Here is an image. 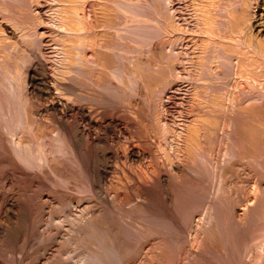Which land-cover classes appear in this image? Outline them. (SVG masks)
I'll return each mask as SVG.
<instances>
[{"label":"rangeland","instance_id":"rangeland-1","mask_svg":"<svg viewBox=\"0 0 264 264\" xmlns=\"http://www.w3.org/2000/svg\"><path fill=\"white\" fill-rule=\"evenodd\" d=\"M163 1L0 0V264H141L139 263L142 260L141 257L144 254H148V252L149 256L157 253L166 255V257L169 255L168 259L165 260L167 263L164 264H175L173 263L175 262L174 259L170 260L175 258L174 255L177 256L175 259L177 262L179 253L182 258L189 254L186 258V264H188L191 252L198 249L207 250L206 252L219 255V257L222 255L220 258L214 256L219 263L213 260L215 263L210 261L211 263L209 264H264V108H261L264 101L263 103L260 102L264 99L251 94L250 96L253 95L252 100H255L254 105V102H250L251 97L248 95L252 91L246 95L248 99L250 98L249 100L245 96L246 100L243 95L241 96L243 87L244 92H249L252 88L248 86V80L246 79H248L249 75L245 73L248 70L250 73V70L254 69L252 65L256 67L252 71H255L256 74V70L259 69L260 71L258 70L257 73H260L255 77V74L251 73L253 75L249 78L264 83V65H262L264 64L262 63L264 59L263 57L261 59L258 58L260 56L252 58L244 54L241 55V51L235 52V55L233 54L232 56L234 58L232 62H239L235 64L240 67H245L246 65L244 64L247 62L245 69L247 70L248 65H250L248 70L245 71L244 67L233 66L232 63L233 67L230 63L231 67L227 65L225 67L224 65L221 66L217 61L215 64L213 62L214 67L212 69H214V72L219 70L220 72L228 71L229 68L227 67H230L231 69L233 68L235 77L230 78L229 76V81L227 80L228 78L224 79L227 82L225 84H223L225 82L223 80V83L220 82L217 85L215 83V85L209 83L205 85L208 80V82H211L212 77L210 76L213 75L210 71H206V65H210L207 59L198 57V52L201 50L205 51L209 44L202 43L201 39L204 33L202 34V31L196 27L195 22H197V19H206L208 7H205V10L204 5L199 0L197 4H195L197 0H169L170 3L168 0ZM222 1L223 3H231L232 9H238L240 7L239 3H241L240 5L243 8L241 2L243 0H237V2L235 1L236 3L233 2L234 0ZM75 5H78V7ZM82 5L84 6L82 7ZM197 5L198 7L202 6V8L200 7L199 10L194 8ZM247 7L245 9L248 11L250 8ZM76 8H81V10L78 9V11ZM201 11H204V13L201 14ZM78 12H81V14H78ZM188 14L191 16L189 17ZM198 14L199 16H197ZM85 15L86 20L84 18ZM201 15H204V17ZM175 16L176 19H174ZM248 17L243 26L248 23ZM65 18H67V21ZM76 20L79 22L77 23ZM80 22H83L82 25H79ZM86 22H88V25ZM175 22H178L181 27ZM8 23L9 25L11 24L10 26L16 32L14 38L5 33L4 24L8 25ZM81 26L82 28H80ZM90 31L92 34H90ZM86 32H89V35ZM74 34L76 37H74ZM199 39L201 41H197ZM218 39H215L214 43H218ZM227 41H230V39L228 38ZM230 42L227 43L224 40L222 45L229 44L230 47L232 44ZM219 44L221 45V42ZM77 46L82 48L78 49ZM168 46L176 49L170 47L169 49ZM224 47L228 48V45ZM162 48H165V50H162ZM182 50L184 51L182 52ZM85 51L87 52L85 53ZM168 51L169 53H167ZM171 54H175L177 57ZM236 54L240 56H236ZM241 56H244V58L246 56L250 59L248 58L249 61L247 59L245 62V59L241 58ZM173 57L177 59L175 58L174 61ZM183 58L185 61H183ZM239 59L243 62L241 63ZM253 61L261 63L255 65V62L252 63ZM171 62L175 63L174 66ZM36 63L39 64L36 65L37 67L39 66L38 68L36 67V73L38 72L39 74H37L40 76L35 86L30 83L29 71L35 68ZM204 64L205 68L203 67ZM260 65L262 68H258ZM223 66L227 69H224ZM235 67L245 72L242 73V70L240 71L236 68V71L239 70L236 74ZM68 68L73 69L74 73L72 70V72L69 71ZM195 68H197V71ZM76 70L77 73H75ZM261 70L262 76L260 75ZM44 72H48L51 78L54 76L53 88L60 80L67 84L70 82L69 86L71 85L72 88H74L73 86L78 88H74L76 92L72 89V92H69L70 94H66L64 92L65 89L55 86L56 88L53 89V92L58 91V93L55 92L54 95L66 96L70 101L71 97L75 95L76 97L73 96L75 100L73 101L72 98V101L77 102L76 104L73 103L77 105L76 107L83 105L87 109H95L93 110L94 115L96 114V118H100L99 120H102L105 125L110 122L117 124L115 128L104 132L95 127L92 129V127L84 124L86 121L82 118V114L80 116L79 112H70L68 120H64V122L66 121L65 124L68 121L67 125L71 126V128H74L78 122L83 120V123L81 122L82 130L84 129L87 133L91 131L98 135L100 132L99 136L106 139V141L102 139V144L104 143L105 145L101 144L100 148L97 144H91L92 141L85 133L84 147L81 150L83 152L80 151L81 155L70 145L66 135H63L64 132L59 130L60 128L54 121L55 119H52L55 115L53 112H51L52 114L47 112L48 116L45 113L37 114L36 109L39 111L51 101L50 97H45L41 93L44 90L42 83H39V79ZM202 72L209 73V77ZM244 74L248 75L246 79L241 78ZM236 75L240 76L242 80ZM203 76L206 82H202ZM261 77L263 78L261 79ZM195 81H201L203 84L201 82L197 84ZM212 81L215 82L214 79ZM238 81L240 84L237 83ZM243 81L244 84H242ZM255 83H257L255 86H259V88L263 84L260 83L261 85H258L257 81ZM220 84L224 88L227 85L225 88L226 92L237 88V94L241 89L239 94L243 98H239L243 101H248L249 104L241 101L243 105L248 107L242 110H231L229 111L230 113L197 108V102L201 101L200 103L203 102L202 104L206 105L207 102L215 100L212 91L215 86L218 87ZM194 85L199 88L197 89ZM213 85L214 88H212ZM208 87L211 89L207 92ZM34 88L35 92L33 93ZM73 91L77 94H71ZM210 91L211 93H209ZM208 93L209 95H207ZM239 94L236 95L237 98L235 100H238ZM70 95L72 96L70 97ZM77 96L83 98L79 99ZM46 98H49L48 101ZM200 110H203V112ZM231 112L233 113L231 114ZM42 119L49 122L46 123ZM227 131L228 133H226ZM229 132L230 135H228ZM240 135L246 139L244 140ZM226 136L229 137L227 138ZM177 137L180 139L178 140ZM230 139H234L233 142ZM202 140L205 142L203 143ZM86 141L91 142L87 143ZM200 145L204 146H201V148ZM128 148L129 150L134 148L142 153L146 152L142 154L145 156L134 160L129 157ZM24 149L26 151L29 149L31 153L26 152ZM117 150H120V152L117 153ZM226 150L228 151L226 152ZM105 152L107 155L104 159H109V163L103 160L102 155ZM197 152L201 154L199 153L198 155ZM116 154H118V157ZM196 154L199 157H203V160L198 158ZM226 154H228V157ZM199 159L203 162H206L207 159L206 163L208 164L203 163ZM177 161L181 163L184 161L185 164H183L187 166L188 172L176 173L177 171L172 169V164ZM222 161L223 166L221 167ZM106 162L109 166V174L105 176L106 178L104 179L106 180H103L104 183L102 182L103 195H105L102 198V195L97 193L98 189L94 186V181L98 178L94 180L93 173L98 168H103ZM192 162L194 164L197 163L196 165L189 164ZM198 163H203L202 167L204 164L206 166L209 165V167L204 165V168H201L203 170L205 168L209 170L211 167L210 171H205L206 173L202 170L199 171L200 175L194 174L195 177H202L199 178L202 181L195 179L194 175H189V173H193L190 171V167L192 165L197 167ZM210 163H214L213 166ZM198 166H201V164ZM114 168L115 170H112ZM201 169L199 167L198 170ZM115 171L116 173H113ZM160 171L163 173L161 174ZM168 173L169 175H167ZM186 173L189 176H185L187 175ZM24 174H27V176ZM163 174L169 176L167 179H170H168L170 182L167 180L166 185H163L164 188L161 186L160 179H158L160 186L156 184L158 180L155 177ZM177 174L178 177L176 176ZM182 174L185 178L182 177ZM113 175L115 176L113 177ZM175 178H182L183 180L178 181H184L186 186L182 182L179 184ZM187 178L191 179L188 180ZM171 179H173V182ZM174 181L176 182L175 185ZM191 184L194 185L192 186ZM178 185L183 188L177 187ZM185 189L187 193H185ZM181 191H184L183 195ZM144 195H147V197ZM8 199L16 202V207L13 209L14 214L12 213V215L10 212V214L8 213L9 216L2 209L4 208L2 204H5ZM171 201L173 202L171 203ZM252 205L254 207H252L253 212L250 207ZM179 206L184 207L180 208ZM132 207H135V210ZM217 207L220 208L218 209ZM247 208L250 209L251 215L248 213ZM14 210L16 211L14 212ZM4 214L5 217L3 216ZM84 219H86L85 221L93 219L95 222L92 221V223L85 224ZM201 221L202 223L204 222L203 224L206 225V228L203 227L205 225ZM88 229L90 230L88 231ZM189 233L191 234L189 235ZM199 233L203 236H198ZM183 234L184 236H181ZM190 236L192 237L190 238ZM194 236L196 239H193L195 238ZM232 236L233 245L230 250L228 245H224L226 243L224 238ZM205 238H208L207 241ZM197 239L199 240L196 241ZM222 240L224 244H222ZM152 250L154 252L151 253ZM184 253L185 255H183ZM111 254L112 257H109ZM115 254H118L117 259L123 256L125 259L123 257L120 259L122 260L123 258L125 262H121L119 259V262H117L114 258L116 257L114 256ZM103 255L104 257H102ZM170 256L172 257L170 258ZM247 257H250L249 260ZM100 258L101 260H99ZM111 258L112 261L110 260ZM96 259L98 263L95 262ZM201 263L208 264L207 261L200 260L197 262V264ZM181 264H185V258Z\"/></svg>","mask_w":264,"mask_h":264},{"label":"bare ground","instance_id":"bare-ground-1","mask_svg":"<svg viewBox=\"0 0 264 264\" xmlns=\"http://www.w3.org/2000/svg\"><path fill=\"white\" fill-rule=\"evenodd\" d=\"M78 1V0H77ZM80 1V0H79ZM163 1V0H162ZM167 1V0H166ZM199 1H201V4L202 5H204V8L205 7H208V10H206V8H205V10L207 11V14H206V11H205V14L207 15V16H205V20H201V19H197V22H195V25H196V27L200 30V31H202V34L204 35V36H202V43H206V45H208L207 47H206V49H205V51H200V52H198V57H204L205 59H207V61H208V63L210 64V65H206V67L208 68V70H207V68H206V71L207 72H209L210 71V73L213 75V76H210V77H212V79H211V82H206L205 80H204V76H203V81L202 82H206V84L205 85H208V83L209 84H219L220 82H222L224 79H226V78H228L227 80L229 81L230 80V78L231 77H235V74L233 75V68L231 69L230 67L232 66V64H233V66L234 65H236L237 63H239V62H235V63H233L232 61H233V54L235 53V52H238V51H241V55L242 54H244V55H247V56H250V57H252V58H255V57H258V56H260V57H258V58H262L263 57V59H264V0H243V1H241L242 2V6H243V8L241 7V3H239L238 5L241 7V9H232V7H231V3H229V2H224L223 3V1L222 0H199ZM230 1H233V0H230ZM237 2V0H234L233 2ZM239 1V0H238ZM164 3H165V1H163ZM168 2H169V0H168ZM193 2V1H192ZM196 3L195 4H197L198 3V0L197 1H195ZM235 2V3H236ZM104 3V2H103ZM167 3V2H166ZM170 3V2H169ZM77 4V3H76ZM83 4H84V2H83ZM106 4V3H105ZM104 4V5H105ZM200 4V5H201ZM252 4H254L253 5V7H252ZM88 5H90V4H88ZM165 5V4H164ZM199 5V4H198ZM198 5H197V7H194V8H197L198 10H199V8L201 7L202 8V6H199L198 7ZM65 6V5H64ZM67 6V5H66ZM76 7H78V5H75ZM84 5H82V7H83ZM165 6H167V5H165ZM195 6V5H194ZM249 7L250 9L247 11L245 8L246 7ZM111 7V6H110ZM180 7V6H179ZM184 7V6H183ZM236 7V6H235ZM247 7V8H248ZM72 8V7H71ZM166 8V7H165ZM174 8V7H173ZM181 8V7H180ZM252 8V9H251ZM74 9V8H73ZM77 9V8H76ZM79 9V8H78ZM77 9V10H78ZM86 9V8H85ZM170 9V8H169ZM79 10H81V8L79 9ZM78 10V11H79ZM168 10V9H167ZM171 10H173V9H171ZM74 11H75V9H74ZM113 11V10H112ZM193 11V10H192ZM195 11V10H194ZM204 11H201V14H203L204 13ZM71 12H72V10H71ZM83 12V11H82ZM173 12V11H172ZM175 12V11H174ZM196 12H197V10H196ZM198 12H200V11H198ZM73 13H75V12H73ZM81 14V12H78V14ZM84 13V12H83ZM104 13V12H103ZM110 13V12H109ZM70 14V13H69ZM194 14H197V13H194ZM200 14V13H199ZM199 14L197 15V16H199ZM63 15V14H62ZM65 15V14H64ZM71 15H73V14H71ZM75 15V14H74ZM73 15V16H74ZM95 15V14H94ZM173 15V14H172ZM171 15V16H172ZM67 16H69L68 14H67ZM77 16V15H76ZM83 16V15H82ZM109 16H111V15H109ZM188 16L190 17L191 15H189L188 14ZM194 16H196V15H194ZM193 16V17H194ZM196 16V17H197ZM202 16V15H201ZM200 16V17H201ZM222 16V17H221ZM247 16H249L248 17V23L245 25V26H243L244 24H245V22H246V18H247ZM70 17V16H69ZM78 17H79V15H78ZM88 17V16H87ZM181 17V16H180ZM195 17V18H196ZM199 17V18H200ZM202 17H204V15L202 16ZM68 18V17H67ZM67 18H65L66 19V21H67ZM76 18V17H75ZM80 18H81V15H80ZM85 20L87 19L86 18V15H85ZM107 18V17H106ZM73 19V18H72ZM79 19V18H78ZM83 19V18H82ZM88 19H90V18H88ZM174 19H176V16H175V18ZM188 19V18H187ZM74 20V19H73ZM178 20V19H177ZM65 21V20H64ZM63 21V22H64ZM72 21V20H71ZM77 21V20H76ZM181 21V20H180ZM179 21V23H181ZM191 21V20H190ZM189 21V22H190ZM193 21V20H192ZM73 22V21H72ZM79 21H77V23H78ZM188 22V23H189ZM83 23V22H82ZM82 23L80 22L79 23V25H82ZM176 23V22H175ZM187 23V24H188ZM193 23V22H192ZM86 24L88 25V22H86ZM97 24H98V22H97ZM176 24H178V22L176 23ZM11 25V24H10ZM9 25V23H8V25L7 24H4V29H5V33H8L9 34V36H13V38L15 37V35H16V32L14 31V29L11 27ZM65 25V24H64ZM179 25V24H178ZM186 25V24H185ZM191 25V24H190ZM66 26V25H65ZM180 26V25H179ZM79 27V26H78ZM84 27H88V26H84ZM103 27V26H102ZM181 27V26H180ZM241 27H242V29H241ZM80 28H82V26L80 27ZM174 28V27H173ZM190 28V27H189ZM65 29V28H64ZM70 29V28H69ZM84 29V28H83ZM83 29H81V30H83ZM163 29V28H162ZM215 29H216V31H215ZM71 30V29H70ZM81 30H78V31H81ZM85 30V29H84ZM167 30V29H166ZM172 30V29H171ZM174 30V29H173ZM177 30H178V28H177ZM189 30V29H188ZM185 31H186V29H185ZM191 31V30H190ZM67 32V31H66ZM65 32V33H66ZM82 32V31H81ZM80 32V33H81ZM91 32V31H90ZM98 32V31H97ZM182 32V31H181ZM189 32V31H188ZM199 32V31H198ZM221 32V33H220ZM70 33V32H69ZM77 33H79V32H77ZM89 33V32H88ZM87 32H86V34H88ZM192 33V32H191ZM195 33V32H194ZM223 33V34H222ZM90 34H92V32L90 33ZM168 34V33H167ZM171 34V33H170ZM196 34H198V33H196ZM199 34H201V33H199ZM18 35V34H17ZM71 35H73L72 33H71ZM76 35H78V34H76ZM89 35V34H88ZM165 35V34H164ZM5 36H7V35H5ZM70 36V35H69ZM87 36V35H86ZM173 36V35H172ZM215 36H217V38H219L218 39V43H214V41H215V39H217V38H215ZM219 36V37H218ZM10 37V38H11ZM19 37V36H18ZM71 37V36H70ZM74 37H76L75 36V34H74ZM88 37V36H87ZM86 37V38H87ZM91 37H92V35H91ZM179 37V36H178ZM186 37V36H185ZM89 39H90V37H88ZM87 38V39H88ZM174 38V37H173ZM191 38V37H190ZM223 38H224V40L228 43V42H230V43H232L231 45H230V47H229V44H226V45H228V48H226V47H224V46H226V45H222V42H224V40H223ZM229 38L230 39V41H227V39ZM16 39H17V37H16ZM75 39V38H74ZM77 39V38H76ZM88 39V40H89ZM164 39V38H163ZM177 39V38H176ZM181 39V38H180ZM193 39V38H192ZM191 39V40H192ZM195 39V38H194ZM80 40V39H79ZM79 40H78V42H79ZM83 40V39H82ZM200 39L199 40H197V41H201ZM71 41V40H70ZM85 41V40H84ZM176 41V40H175ZM178 41V40H177ZM77 42V43H78ZM82 42V41H81ZM185 42V41H184ZM192 42V41H191ZM219 42H221V45L219 44ZM80 43V42H79ZM86 43V42H85ZM161 43V42H160ZM168 43H169V41H168ZM163 44V43H162ZM172 44V43H171ZM174 44V43H173ZM172 44V45H173ZM180 44V43H179ZM186 44H187V42H186ZM198 44V43H197ZM223 44H225V43H223ZM77 45V44H76ZM80 45V44H79ZM78 45V46H79ZM82 45H84V44H82ZM88 45V44H87ZM168 45V44H167ZM175 45V44H174ZM77 46V47H78ZM160 46V45H159ZM189 46V45H188ZM197 46V45H196ZM223 46V47H222ZM70 47V46H69ZM76 47V46H75ZM74 47V48H75ZM81 47V46H80ZM80 47H78V49L80 48ZM164 47V46H163ZM174 48V47H171V46H168V48ZM179 47V46H178ZM184 47H186L185 45H184ZM82 48V47H81ZM101 48V47H100ZM169 48V49H170ZM208 48V49H207ZM89 49V48H88ZM156 49V48H155ZM174 49H176V48H174ZM187 49V48H186ZM191 49V48H190ZM200 49V48H199ZM162 50H165V48L163 49L162 48ZM193 50V49H192ZM78 51V50H77ZM76 51V52H77ZM82 51V50H81ZM158 51V50H157ZM166 51H167V49H166ZM184 50H182V52H183ZM198 51V50H197ZM232 51H234L233 53H231ZM87 51H85V53H86ZM89 52V51H88ZM163 52V51H162ZM172 52V51H171ZM170 52V53H171ZM175 52V51H174ZM177 52V51H176ZM187 52V51H186ZM242 52H244V53H242ZM246 52V53H245ZM69 53V52H68ZM79 53L81 54V52L79 51ZM155 53H157V52H155ZM167 53H169V51L167 52ZM229 53H231V54H229ZM240 53V52H239ZM78 54V53H77ZM159 54V53H158ZM175 54H177V53H175ZM175 54H171V55H175ZM182 54V53H181ZM184 54V53H183ZM66 55V54H65ZM79 55V54H78ZM161 55V54H160ZM164 55H166L165 53H164ZM235 55V54H234ZM71 56V55H70ZM70 56H68L69 58H70ZM90 56V55H89ZM167 56V55H166ZM176 56V55H175ZM185 56V55H184ZM236 56H240V55H237L236 54ZM94 57V56H93ZM168 57V56H167ZM177 57V56H176ZM175 57V58H176ZM192 57V56H191ZM197 57V58H198ZM244 58V56H241V58ZM88 58V57H87ZM174 58V57H173ZM172 58V59H173ZM175 58H174V61H175ZM239 58V57H238ZM249 57H246L245 56V62L247 61V59H248ZM71 59H72V57H71ZM76 59V58H75ZM85 59V58H84ZM170 59V58H169ZM168 59V60H169ZM177 59V58H176ZM192 59V58H191ZM250 59V58H249ZM249 59H248V61H249ZM257 59V58H256ZM263 59H262V61H263ZM79 61H80V59H79ZM78 61V62H79ZM96 61V60H95ZM173 61V62H174ZM181 61H182V59H181ZM183 61H185V59L183 58ZM199 61H200V59H199ZM203 61H204V59H203ZM207 61H205V63H207ZM218 62L219 64H221V66L222 65H224L225 67H226V65L227 66H230V67H227V68H229L228 69V71L226 70H224V71H221L220 72V70L219 71H215L214 72V69H212V67H214L213 66V62H214V64H215V62ZM236 61H238V59H236ZM239 61H241V59H239ZM251 61H252V59H251ZM258 61H259V59H258ZM77 62V61H76ZM81 62V61H80ZM159 62V61H158ZM164 62V61H163ZM169 62V61H168ZM243 61H241V63H242ZM255 62V63H254ZM40 63V62H39ZM86 63H88V62H86ZM172 63V62H171ZM183 63V62H182ZM181 63V64H182ZM187 63V62H186ZM198 63V62H197ZM229 63H230V65H229ZM232 63V64H231ZM250 63V62H249ZM248 63V64H249ZM252 63H254L255 65L257 64V65H259L260 63H258V62H256V61H253ZM262 63H264V62H262ZM83 64V63H82ZM166 64V63H165ZM173 64V63H172ZM175 64V63H174ZM174 64H173V66H174ZM180 64V65H181ZM36 65H39L38 63H36L35 64V68H33V69H31L29 72V75H30V83L32 84V85H35V83L38 81V78H39V76H38V74L36 73ZM74 65V64H73ZM90 65V64H89ZM161 65V64H160ZM243 65V64H242ZM244 65H246L245 67H247V62L244 64ZM262 65H264V64H262ZM76 66V65H75ZM78 66V65H77ZM79 66H80V64H79ZM167 66V65H166ZM178 66V65H177ZM183 66H184V64H183ZM193 66V65H192ZM196 66V65H195ZM220 66V65H219ZM223 66V68L224 69H227V68H225ZM232 66V67H233ZM236 66H238V65H236ZM249 66L250 65H248V68H249ZM39 67V66H38ZM37 67V68H38ZM44 67V66H43ZM65 67V66H64ZM176 67V66H175ZM198 67H199V65H198ZM201 67V66H200ZM203 67L205 68V64L203 65ZM238 67H240V66H238ZM238 67H235V72H236V74H237V72L240 70ZM242 68L244 67V66H241ZM240 67V68H241ZM245 67L243 68L245 71H247L248 70V68H247V70L245 69ZM252 67H254V69H256V67L254 66V65H252ZM252 67H251V69H252ZM204 68H202L203 70H205ZM236 68L237 69H239L238 71H236ZM258 68H262V66L260 65ZM29 69V68H28ZM42 69V68H41ZM40 69V70H41ZM66 69V68H65ZM69 69V68H68ZM78 69V68H77ZM89 69V68H88ZM166 69V68H165ZM177 69V68H176ZM181 69V68H180ZM197 68H195V70H196ZM216 69V68H215ZM220 69H221V67H220ZM254 69H252V70H254ZM39 70V69H38ZM73 71V69H69V71ZM161 70V69H160ZM200 70V69H199ZM223 70V69H222ZM242 70V69H241ZM240 70V71H241ZM252 70H250L251 72L249 73L248 71L247 72H245L246 74L248 73V75H249V77H251L253 74H251V73H254L255 74V71H252ZM259 70V69H258ZM258 70H256V74L254 75V77L256 76V75H258V73H260V72H258L257 73V71ZM42 71H44V70H42ZM66 71H67V69H66ZM71 71V72H72ZM79 71V70H78ZM183 71H184V69H183ZM197 71V70H196ZM260 71V70H259ZM79 72H81V71H79ZM78 72V73H79ZM187 72V71H186ZM192 72V71H191ZM207 72H204L205 73V76L207 75L208 77H209V73H207ZM243 72V70H242V73H244ZM42 73V72H41ZM69 73V72H68ZM73 73H74V71H73ZM72 73V74H73ZM75 73H77V70H76V72ZM163 73V72H162ZM201 73V72H200ZM199 73V74H200ZM203 73V72H202ZM203 73V74H204ZM242 73H240V74H242ZM264 73V72H263ZM64 74V73H63ZM71 74V73H70ZM186 74V73H185ZM188 74H191V73H188ZM251 74V75H250ZM74 75V74H73ZM72 75V77H74ZM193 75V74H192ZM248 75H243V76H245V77H241V78H245L246 79V77L248 76ZM261 76H262V70H261V74H260ZM64 76V75H63ZM76 76V75H75ZM179 76H181V75H179ZM186 76V75H185ZM199 76V75H198ZM227 76V77H226ZM229 76H230V78H229ZM54 77V76H53ZM51 78L50 77V75H48V72H44L42 75H41V77H40V79H39V83H42L41 85H43V92H41V93H43L44 94V96L46 97H50L51 98V101H50V103L48 104V105H45V107L44 108H42V109H40L39 111H37V109H36V112H37V114H42V113H47V112H53L55 115H54V117L52 118V119H55L54 121H56V123L58 124V127L60 128L59 130H62V132H64L63 133V135L65 134L66 135V137H67V139L69 140V143H70V145L74 148V150L75 151H77L78 153H81V152H83V151H81L82 150V148L84 147L83 146V144H84V139H85V133L89 136V138H90V140L92 141H90L91 142V144H97L99 147L101 146V144H102V139H103V137L101 138L99 135H100V132H99V135L98 134H95V133H92L91 131H89L88 133L87 132H85V130L83 129L82 130V128H81V122L83 121V120H81V122H78L77 124H76V126L74 127V128H71V126H68L67 125V123H68V121H67V123L65 124V122H64V120H68V116H69V114H70V112H79V114H80V116H81V114H82V118H84V120L86 121L84 124H86V125H88L89 127H92V129L95 127V128H98V129H101V130H103V132L105 131V130H109V129H113V128H115L116 126H117V124H113V122H110L109 124H107V125H105L104 124V122H102V120H99L100 118H96V114L94 115V111L93 110H95V109H91V108H85L83 105H81V107H79V105H78V107H76L77 105H74L73 103H75V102H73L75 99V95H73V96H75L74 98H73V96L72 95H70V97H71V101H72V98H73V101H72V103H71V101H70V99H68L66 96H63V95H60L59 94V96H58V94L57 95H54V93L56 92L55 90V92H53V89L54 88H56V87H61V89H65L64 90V92L67 94H70L69 92H72V89H74L75 88V86H73L74 88H72V86H71V88H70V86H69V83L67 84L66 82H63V81H59L55 86H54V88H53V80H54V78ZM79 77V76H78ZM178 77V76H177ZM200 77V76H199ZM198 77V78H199ZM214 77V78H213ZM225 77V78H224ZM236 77H239L240 78V76H237L236 75ZM248 77V79H246V80H248L247 81V83H248V86H250V88H251V90H249V92H247V91H243V89H244V87H243V89H242V93H241V96L243 95V97L245 96L246 97V99H248L247 97L248 96H246L248 93H250L251 91V93L250 94H248L249 95V97H251V99H250V102L252 101V103L255 101L254 99L252 100V96H250L251 94H255V95H257V97L258 98H263L264 99V83L262 84L261 82H259L258 80H254V79H251V78H249ZM253 77V78H254ZM260 77V76H259ZM264 77V76H263ZM263 77H261V79L263 78ZM77 78V77H76ZM166 78V77H165ZM175 78V77H174ZM182 78V77H181ZM194 78V77H193ZM219 80H217V79ZM240 78V79H241ZM62 79V78H61ZM63 79H65V78H63ZM180 79V78H179ZM188 79H190V78H188ZM207 79H210V78H207ZM206 79V80H207ZM214 79V81L215 80H217L218 81V83H217V81H215V82H213L212 80ZM220 79H222L221 81H220ZM239 79V80H240ZM258 79V78H257ZM66 80H68V78H66ZM182 80V79H181ZM193 80V79H192ZM191 80V81H192ZM200 80H202V78H200ZM237 80V79H236ZM236 80H235V83H236ZM242 80V79H241ZM244 80V79H243ZM260 80V79H259ZM76 81V80H75ZM184 81V80H183ZM185 81H186V79H185ZM190 81V82H191ZM225 82L223 83V84H225V83H227L226 82V80H224ZM257 81L258 82V85H263V87H262V85H261V87L259 88V86L258 87H256L255 86V84H257V83H255V82ZM264 81V80H263ZM56 82V81H55ZM77 82V81H76ZM180 82V81H179ZM197 81H195V83H196ZM198 82H201V81H198ZM197 82V84H200V83H198ZM201 82V83H202ZM38 83V82H37ZM175 83V82H174ZM194 83V82H193ZM238 84H240V82L238 81L237 82ZM247 83H246V85H247ZM261 83V84H260ZM72 84V83H71ZM190 84H192V83H190ZM203 84V83H202ZM201 84V85H202ZM214 84V85H215ZM230 84V83H229ZM242 84H244V81L242 82ZM178 85V84H177ZM200 85V86H201ZM214 85H213V87L212 88H214ZM235 85V84H234ZM233 85V86H234ZM237 85V84H236ZM36 86V85H35ZM195 86V85H194ZM197 86H199V85H197ZM204 86V85H203ZM230 86V85H229ZM228 86V87H229ZM239 86H242V85H239ZM32 87V86H31ZM196 87V86H195ZM205 87H207V86H205ZM205 87H204V89H205ZM209 87H211L210 85H209ZM208 87V88H209ZM226 87H227V85H226ZM225 87V88H226ZM231 87V86H230ZM236 87V86H235ZM246 88H249V87H247V86H245ZM77 88V87H76ZM75 88V89H76ZM173 88V87H172ZM197 89L199 88V87H196ZM225 88L224 87H222V85L220 84V85H218V87L217 86H215V89L212 91L213 92V97L215 98V100L214 101H212V102H207V104L206 105H204V104H202V103H200V102H197V108H202V109H205V108H207V109H210V110H220V111H224L223 113H225V112H229V111H231V110H233V111H235V110H237V109H246L248 106H245V105H243V103L241 102V101H243L241 98H243V97H241L240 96V91H241V89H240V91H239V93H237V94H239V96H238V100H235L237 97H236V89L237 88H233V90H229V92H226L225 91ZM240 88V87H239ZM38 89V88H37ZM74 89V91L76 92V90ZM78 89V88H77ZM195 89V88H194ZM211 88H209L208 90H207V92L210 90ZM228 89V88H227ZM32 90V89H31ZM62 90V91H63ZM200 90V89H199ZM257 91V92H255V91ZM68 91V92H67ZM73 91V93H71V94H77V93H75ZM215 91V92H214ZM228 91V90H227ZM33 93L35 92V88H34V91H32ZM63 92V93H64ZM177 92V91H176ZM38 93V92H37ZM56 93H58V91L56 92ZM60 93V92H59ZM62 93V94H63ZM197 93H198V91H197ZM204 93H206V92H204ZM209 93H211V91L209 92ZM209 93L207 94V95H209ZM193 94V93H192ZM65 95V94H64ZM202 95V94H201ZM203 95H205V94H203ZM81 96V95H80ZM80 96H77L78 98L80 97ZM82 96H84V95H82ZM193 96V95H192ZM200 96V95H199ZM206 96V95H205ZM205 96H203L204 98H205ZM86 97V96H85ZM84 97V98H85ZM207 97V96H206ZM239 97H241V98H239ZM245 97H244V99H245ZM81 98H83V97H81ZM81 98H79V99H81ZM93 98V97H92ZM201 98H202V96H201ZM207 98H209V97H207ZM254 98H255V96H254ZM47 99V98H46ZM49 99V98H48ZM48 99H47V101H48ZM77 99V98H76ZM241 99V100H240ZM245 99V100H246ZM248 99V100H249ZM43 100V99H42ZM95 100V99H94ZM209 100V99H208ZM262 100V99H261ZM190 101V100H189ZM192 101V100H191ZM196 101V100H195ZM206 101V100H205ZM260 101V100H259ZM263 101L264 100H262V101H260L261 103H263ZM46 102V101H45ZM82 102V101H81ZM194 102V101H193ZM243 102H247V103H245V104H249L248 103V101H243ZM257 102V101H256ZM77 103V102H76ZM75 103V104H76ZM184 104V103H183ZM193 104H195V103H193ZM192 104V105H193ZM91 105V104H90ZM254 105H255V102H254ZM33 106V105H32ZM43 106V105H42ZM83 106V107H82ZM38 107V106H37ZM194 107V106H193ZM250 107V106H249ZM254 107V106H253ZM95 108V107H94ZM261 108L263 109L264 108V104H262L261 105ZM169 109V108H168ZM193 109V108H192ZM163 110V109H162ZM253 110V109H252ZM105 111V110H104ZM201 111V110H200ZM59 112H60V115H59ZM100 112V111H99ZM192 112V111H191ZM201 112H203V110L201 111ZM205 112V111H204ZM95 113H96V111H95ZM230 113V112H229ZM233 112H231V114H232ZM235 113V112H234ZM257 113H259V112H257ZM52 114V113H51ZM99 115H100V113H98ZM207 114V113H206ZM222 114V113H221ZM253 114V113H252ZM32 115H34L33 113H32ZM47 115V114H46ZM166 115V114H165ZM241 115V114H240ZM25 116V115H24ZM48 116V115H47ZM51 116V115H50ZM199 116V115H198ZM224 116V115H223ZM237 116H239V115H237ZM35 117V116H34ZM52 117V116H51ZM50 117V118H51ZM168 117V116H167ZM228 117V116H227ZM235 117H236V115H235ZM243 117V116H242ZM241 117V118H242ZM245 117V116H244ZM247 117V116H246ZM43 118H45L44 116H43ZM49 118V119H50ZM102 118V117H101ZM106 118V117H105ZM192 118V117H191ZM194 118V117H193ZM213 118V117H212ZM234 118V117H233ZM239 118V117H238ZM237 118V119H238ZM35 119V118H34ZM38 119V118H37ZM81 119V118H80ZM103 119V118H102ZM167 119V118H166ZM236 119V118H235ZM240 119V118H239ZM42 120H44V119H42ZM104 120V119H103ZM231 120V119H230ZM233 120V119H232ZM41 121V120H40ZM45 121V120H44ZM79 121V120H78ZM259 121V120H258ZM46 122V121H45ZM44 122V123H45ZM47 122H49V121H47ZM46 122V123H47ZM107 122V121H106ZM117 122V121H116ZM187 122V121H186ZM204 122V121H203ZM228 122V121H227ZM239 122H241V121H239ZM76 123V122H75ZM83 123V122H82ZM115 123V122H114ZM184 123V122H183ZM190 123V122H189ZM226 123V122H225ZM235 123V122H234ZM119 124V123H118ZM186 124V123H185ZM230 124V123H229ZM23 125V124H22ZM25 125V124H24ZM49 125V124H48ZM164 125V124H163ZM194 125V124H193ZM196 125V124H195ZM202 125V124H201ZM239 125V124H238ZM238 125H237V127H238ZM245 125V124H244ZM186 126V125H185ZM224 126H226V125H224ZM228 126V125H227ZM234 126V125H233ZM43 127V126H42ZM56 127V126H55ZM54 127V128H55ZM192 127V126H191ZM232 127V126H231ZM226 128V127H225ZM250 128V127H249ZM117 129V128H116ZM191 129V128H190ZM251 129H253V128H251ZM256 129V128H255ZM200 130H201V128H200ZM228 130H229V128H228ZM232 130H233V128H232ZM84 131V132H83ZM95 131V130H94ZM183 131V130H182ZM181 131V132H182ZM230 131V130H229ZM54 132V131H53ZM108 132V131H107ZM180 132V131H179ZM245 132V131H244ZM190 133V132H189ZM201 133V132H200ZM226 133H228V131L226 132ZM105 134V133H104ZM177 135H179L178 133H176ZM181 134V133H180ZM184 134V133H183ZM192 134V133H191ZM202 134V133H201ZM232 134V133H231ZM256 134V133H255ZM17 135V134H16ZM228 135H230V132H229V134ZM22 136V135H21ZM101 136H103V135H101ZM185 136V135H184ZM201 136V135H200ZM232 136H233V134H232ZM241 136V135H240ZM15 137V136H14ZM24 137V136H23ZM105 137V136H104ZM181 137V136H180ZM182 137H183V135H182ZM227 137V136H226ZM229 137V136H228ZM227 137V138H228ZM242 137V136H241ZM250 137V136H249ZM13 138V137H12ZM19 138V137H18ZM18 138H16L17 140H18ZM27 138V137H26ZM173 138V137H172ZM178 138V137H177ZM243 138V137H242ZM31 139V138H30ZM58 139V138H57ZM86 139H88L87 137H86ZM105 139V138H104ZM103 139V140H104ZM180 138H178V140H179ZM182 139H184V138H182ZM200 139V138H199ZM206 139V138H205ZM244 139V138H243ZM246 139V138H245ZM244 139V140H245ZM21 140V139H20ZM28 140V139H27ZM26 140V141H27ZM59 140H60V138H59ZM61 140H62V138H61ZM89 140V139H88ZM130 140V139H129ZM232 142H233V140L232 139H230ZM249 140V139H248ZM105 141H106V139H105ZM127 141V140H126ZM169 141H171V140H169ZM199 141V140H198ZM227 141H228V139H227ZM230 141V142H231ZM253 141V140H252ZM17 142H19V141H17ZM87 142V141H86ZM89 142V141H88ZM87 142V143H88ZM89 142V143H90ZM130 142V141H129ZM202 142H203V140H202ZM205 142V141H204ZM203 142V143H204ZM231 142V143H232ZM14 143V142H13ZM28 143V142H27ZM124 143V142H123ZM131 143V142H130ZM174 143V142H173ZM199 143H200V141H199ZM263 143V142H262ZM24 144H26V143H24ZM23 144V146L24 147H26L25 145ZM21 145H22V143H21ZM29 145V144H28ZM28 145H27V147H28ZM68 145V144H67ZM96 145V146H97ZM102 145H105L104 143L102 144ZM131 145V144H130ZM173 145V144H172ZM230 145H232V144H230ZM14 146V145H13ZM17 146V145H16ZM15 146V147H16ZM127 146V145H126ZM203 147L204 145H200V147ZM18 147V146H17ZM20 147V146H19ZM72 147H71V149H72ZM90 147V146H89ZM133 147V146H132ZM183 147V146H182ZM191 147V146H190ZM201 147V148H202ZM232 147V146H231ZM230 147V148H231ZM234 147V146H233ZM30 148V147H29ZM101 148V147H100ZM99 148V149H100ZM103 148H105V147H103ZM177 148H178V145H177ZM247 148V147H246ZM245 148V149H246ZM98 149V148H97ZM193 150H194V148H192ZM251 149V148H250ZM20 150V149H19ZM25 151H26V149H24ZM63 150V149H62ZM101 150H104V149H101ZM128 150H129V148H128ZM21 151V150H20ZM27 151L28 152H30V150L29 149H27ZM26 151V152H27ZM73 151V150H72ZM81 151V152H80ZM183 151H185V150H183ZM182 151V152H183ZM195 151V150H194ZM228 150H226V152H227ZM235 151V150H234ZM252 151V150H251ZM33 152V151H32ZM118 152H120V150L118 151L117 150V153ZM220 152V151H219ZM248 152H250V151H248ZM23 153H24V151H23ZM31 153V152H30ZM103 153V152H102ZM122 153V152H121ZM146 153V152H145ZM145 153H142V152H140V151H138V150H136V149H134V148H132V149H130L129 150V157L130 158H132V159H140V157L141 156H145V155H142V154H145ZM179 153H181V152H179ZM196 153V152H195ZM198 153V152H197ZM200 153V152H199ZM199 153H198V155H199ZM224 153H225V151H224ZM229 153H230V151H229ZM235 153V152H234ZM29 154V153H28ZM126 154V153H125ZM201 154V153H200ZM217 154H219V153H217ZM80 155V154H79ZM78 155V156H79ZM81 155H82V153H81ZM104 155V156H103ZM102 155V157H103V160H106V159H104L105 157H106V152H105V154H103ZM114 155V154H113ZM183 155V154H182ZM197 155V154H196ZM197 155V156H198ZM223 155V154H222ZM227 155V157H228V154H226ZM226 155H224V156H226ZM234 155V154H233ZM251 155V154H250ZM77 156V155H76ZM101 156V155H100ZM116 156L118 157V154H116ZM178 156V155H177ZM180 156V155H179ZM184 156V155H183ZM231 156H232V154H231ZM26 157V156H25ZM123 157V156H122ZM128 157V158H129ZM169 157H172V156H169ZM176 157V156H175ZM182 157V156H181ZM217 157V156H216ZM253 157V156H252ZM116 158V157H115ZM120 158H121V156H120ZM129 158V159H130ZM144 158V157H143ZM143 158H141V160H143ZM198 158H200V159H202L203 160V157H199L198 156ZM26 159V158H25ZM173 159V158H172ZM199 159V160H200ZM230 159V158H229ZM109 159H107L106 161H108ZM174 160V159H173ZM175 160H176V158H175ZM202 160H200V161H202ZM205 160V159H204ZM181 161V160H180ZM188 161V160H187ZM200 161H198V162H200ZM216 161V160H215ZM136 162V161H135ZM191 162V161H190ZM203 162V161H202ZM206 162H207V159H206ZM205 161L203 162V163H205V164H208V163H206ZM210 162V161H209ZM247 162V161H246ZM30 163V162H29ZM83 163V162H82ZM108 163H109V161H108ZM107 162H106V164L104 165V167L102 168H98L96 171H95V173H93L94 174V180H95V178H98L97 180H95L94 181V186H95V188H97L98 189V191H97V193L98 194H101L102 195V198L103 197H105V195H103V186H102V184L104 183V181L106 180V179H104V178H106L105 176L107 175L108 176V168H109V166L107 165L108 164ZM183 163H184V161H183ZM183 163H181V162H179V161H177V162H175L174 164H172V169L174 170V171H177L176 173H184L185 171L186 172H188V168H187V166H185ZM197 163V162H196ZM196 163L194 164L193 162L192 163H189V164H194V165H196ZM203 163H198V165L199 164H201V166H198L197 165V167H198V169H199V167H200V169L201 168H204V165H203V167H202V164ZM217 163V162H216ZM115 164V163H114ZM159 164V163H158ZM210 164H212V163H210ZM214 164V163H213ZM213 164L211 165V166H213ZM220 164H221V162H220ZM28 165H31V164H28ZM113 165V164H112ZM170 165V164H169ZM194 165H192V167H193V169H192V167H190L189 169H190V171H192L193 173H189V175H194V174H199V171H202L203 169H201V170H198L197 169V167L196 166H194ZM216 165V164H215ZM214 165V166H215ZM243 165V164H242ZM114 166V165H113ZM164 166V165H163ZM208 167H209V165H207ZM206 165H205V167H207ZM221 167L223 166V161H222V165H220ZM219 166V167H220ZM168 167H170V166H168ZM195 167V168H194ZM250 167V166H249ZM116 168V167H115ZM115 168L114 169H112V170H115ZM158 168H159V166H158ZM161 168V167H160ZM218 168V167H217ZM253 168V167H252ZM118 169V168H117ZM126 169V168H125ZM162 169V168H161ZM170 169H171V167H170ZM210 169H211V167H210ZM210 169L208 170V168L206 169L205 168V170H203V172H205L206 170H208V171H210ZM242 169H243V167H242ZM250 169V168H249ZM25 170V169H24ZM128 170V169H127ZM164 170V169H163ZM173 170H172V172H173ZM216 170V169H215ZM222 170V169H221ZM221 170H220V172H221ZM223 171V170H222ZM26 172V171H25ZM129 172V171H128ZM167 172V171H166ZM215 172V171H214ZM246 172V171H245ZM28 173V172H27ZM111 173V172H110ZM113 173H116V171L115 172H113ZM123 173V172H122ZM157 173H158V171H157ZM160 173H161V171H160ZM163 173V172H162ZM161 173V174H162ZM206 173V172H205ZM207 173H209V172H207ZM178 174L176 175L177 177H178ZM187 174V173H186ZM204 174V173H203ZM203 174H201V175H203ZM216 174V173H215ZM20 175V174H19ZM25 175V174H24ZM160 175V174H159ZM167 175H169V173L167 174ZM188 174L187 175H185V176H189ZM196 175V176H197ZM200 175V174H199ZM206 175V174H205ZM22 176V175H21ZM25 176H27V174L25 175ZM29 176V175H28ZM115 175H113V177H114ZM219 176H221V175H219ZM156 177V179L158 180V179H160V182L162 183V188H164L163 187V185L165 184V183H167L169 180L167 179V177H169V176H166V175H161V176H159V177H157V176H155ZM161 177V178H160ZM174 177H175V175H174ZM181 177V176H180ZM182 177L183 178H185L184 177V175L182 174ZM193 177H195V175L193 176ZM203 177H205V176H203ZM108 178V177H107ZM197 178V180L199 179V178H202V177H200L199 176V178L198 177H195V179ZM176 179V178H175ZM174 179V180H175ZM182 178H177L176 180L178 181H180ZM188 180L189 179H191V178H187ZM186 179V180H187ZM217 179V178H216ZM104 180V181H103ZM148 180V179H147ZM168 180V181H167ZM183 180V179H182ZM187 180V181H188ZM193 180V179H192ZM201 179H199L198 181H200ZM222 180V179H221ZM117 181V180H116ZM171 181L173 182V179H171ZM178 181V182H179ZM194 181V180H193ZM202 181V180H201ZM204 181V180H203ZM223 181V180H222ZM103 182V183H102ZM159 182V180L157 181V183L156 184H159L158 183ZM170 182V181H169ZM175 182V181H174ZM177 182V183H178ZM182 182V181H181ZM181 182H179V184L181 183ZM189 182V181H188ZM197 182V181H196ZM220 182V181H219ZM183 184H184V181L182 182ZM185 183L187 184V182L185 181ZM190 183H191V181H190ZM194 183V182H193ZM144 184V183H143ZM142 184V187L144 186ZM148 184V183H147ZM176 184V182L174 183V185ZM189 184V183H188ZM198 184V183H197ZM146 185V184H145ZM152 185H153V183H152ZM151 185V186H152ZM166 185V184H165ZM172 185H173V183H172ZM185 185V184H184ZM192 185V184H191ZM194 185V184H193ZM192 185V186H193ZM196 185V184H195ZM159 186H160V184H159ZM181 187V185H178L177 187ZM186 186V185H185ZM197 186V185H196ZM195 186V187H196ZM221 186V185H220ZM141 187V186H140ZM148 187H149V185H148ZM217 187V186H216ZM144 188V187H143ZM153 188H155L154 186H153ZM167 188H168V184H167ZM181 188H183V187H181ZM180 188V189H181ZM185 188V187H184ZM192 188V187H191ZM212 188H214V187H212ZM96 189V190H97ZM146 189H147V185H146ZM150 189V188H149ZM215 189V188H214ZM213 189V190H214ZM260 189V188H259ZM165 190V189H164ZM183 190V189H182ZM196 190V189H195ZM194 190V191H195ZM105 191V190H104ZM148 191V190H147ZM185 191H186V189H185ZM188 191H190V190H188ZM218 191H219V189H218ZM152 192V191H151ZM184 192V191H183ZM183 192L181 191V194L183 195ZM191 192V191H190ZM217 192V191H216ZM259 192H261V191H259ZM106 193V192H105ZM145 193V192H144ZM168 193V192H167ZM180 193V192H179ZM185 193H187V191L185 192ZM184 193V194H185ZM194 193V192H193ZM219 193V192H218ZM145 194H147V193H145ZM153 194V193H152ZM101 195H99L100 197H101ZM168 195H169V193H168ZM181 195V196H182ZM189 195V194H188ZM215 195H216V193H215ZM141 196V195H140ZM145 197H147V195H144ZM214 196V195H213ZM217 196V195H216ZM107 197V196H106ZM144 197V198H145ZM150 197V196H149ZM170 197V196H169ZM176 197V196H175ZM263 198H264V196H263ZM12 199H13V197H12ZM148 199V198H147ZM214 199V198H213ZM219 199H221V198H219ZM142 200V199H141ZM150 200V199H149ZM212 201H214V200H212ZM219 201V200H218ZM263 201V200H262ZM144 202H146V201H144ZM149 202V201H148ZM173 201H171V203H172ZM222 202V201H221ZM5 203V202H4ZM15 203L16 202H13V200H7V202L5 203V204H2V206L4 205V208H2V209H4V213L6 214L7 213V216H9L8 215V213L10 214V212H11V214L13 213V209H15L14 207H16L15 206ZM139 203H140V201H139ZM143 203V202H142ZM170 203V202H169ZM258 203V202H257ZM116 204V203H115ZM144 204H146V203H144ZM147 204H150V203H147ZM152 204H154V203H152ZM182 204V203H181ZM218 204V203H217ZM216 204V205H217ZM244 204V203H243ZM260 204V203H259ZM258 204V205H259ZM122 205V204H121ZM155 205V204H154ZM214 206H215V204H213ZM218 205H220V204H218ZM254 205V204H253ZM253 205L252 206H250L251 207V211H252V209L254 208L253 207ZM263 205H264V203H263ZM109 206V205H108ZM136 206V205H135ZM152 206V205H151ZM173 206V205H172ZM240 206H242L241 204H240ZM246 206V205H245ZM139 207V206H138ZM147 207V206H146ZM153 207V206H152ZM155 207V206H154ZM171 207V206H170ZM169 207V208H170ZM180 207V206H179ZM181 207H184V206H181ZM180 207V208H181ZM253 207V208H252ZM1 208V207H0ZM116 208V207H115ZM122 208H123V206H122ZM133 208V207H132ZM135 208V207H134ZM133 208V210H135ZM156 208V207H155ZM175 208V207H174ZM218 208V207H217ZM220 208V207H219ZM218 208V209H219ZM125 209V208H124ZM131 209V208H130ZM139 209V208H138ZM151 209V208H150ZM154 209V208H153ZM157 209V208H156ZM167 209V208H166ZM248 209V208H247ZM126 210V209H125ZM164 210V209H163ZM173 210V209H172ZM177 210V209H176ZM1 211V210H0ZM16 210H14V212H15ZM129 211V210H128ZM132 211V210H131ZM161 211V210H160ZM182 211V210H181ZM212 211V210H211ZM211 211H210V213H211ZM223 211V210H222ZM244 211V210H243ZM250 211V209H248V213H250L249 212ZM135 212V211H134ZM142 212H144V211H142ZM163 212V211H162ZM177 212V211H176ZM209 212V211H208ZM246 212V211H245ZM253 212V211H252ZM121 213V212H120ZM140 213H141V211H140ZM140 213H139V215H140ZM153 213H155V212H153ZM164 213V212H163ZM206 213V212H205ZM237 213V212H236ZM240 213V212H239ZM238 213V214H239ZM262 213V212H261ZM5 214L3 215L4 217H5ZM14 214V213H13ZM12 214V215H13ZM142 215H143V213H141ZM145 214V213H144ZM156 214V213H155ZM202 214V213H201ZM200 214V215H201ZM93 215V214H92ZM133 215V214H132ZM177 215V214H176ZM209 215V214H208ZM207 215V216H208ZM250 215H251V213H250ZM264 215V214H263ZM11 216V215H10ZM94 216V215H93ZM202 216V215H201ZM200 216V217H201ZM211 216V215H210ZM214 216V215H213ZM244 216V215H243ZM81 217V216H80ZM83 217V216H82ZM87 217V216H86ZM137 217V216H136ZM141 217V216H140ZM246 217H248L247 215H246ZM211 218V217H210ZM251 218V217H250ZM93 219H95V217H93ZM93 219H88V221H85L86 219H84V221H85V224L86 223H92V221H94ZM200 219H202V218H200ZM204 219H207V218H204ZM212 219V218H211ZM211 219H210V221H211ZM246 219V218H245ZM191 220V219H190ZM209 220V219H208ZM80 221V220H79ZM168 221V220H167ZM196 221V220H195ZM199 222H200V220H198ZM204 221V220H203ZM95 222V221H94ZM146 222V221H145ZM211 222H213V221H211ZM210 222V223H211ZM2 223V222H1ZM81 223V222H80ZM172 223V222H171ZM201 223H202V221H201ZM204 223V222H203ZM202 223V224H203ZM82 224V223H81ZM193 224V223H192ZM212 224V223H211ZM236 224V223H235ZM239 224V223H238ZM247 224V223H246ZM78 225H80V224H78ZM97 225V224H96ZM99 225V224H98ZM203 225H205V224H203ZM203 225H201V226H203ZM225 225H226V223H225ZM86 226V225H85ZM88 226H89V224H88ZM87 226V227H88ZM101 226V225H100ZM99 226V227H100ZM173 226V225H172ZM176 226V225H175ZM197 226H199V225H197ZM78 227V226H77ZM81 227V226H80ZM83 227V226H82ZM90 227H91V225H90ZM93 227V226H92ZM174 227V226H173ZM190 227V226H189ZM203 227H205L206 228V225L205 226H203ZM79 228V227H78ZM97 228H98V226H97ZM182 228V227H181ZM188 228V227H187ZM193 228V227H192ZM214 228V227H213ZM80 229V228H79ZM81 229H83V228H81ZM93 229V228H92ZM194 229V228H193ZM200 229V228H199ZM202 229V228H201ZM90 229H88V231H89ZM97 230V229H96ZM103 230V229H102ZM102 230H101V232H102ZM172 230V229H171ZM179 230H181V229H179ZM190 230V229H189ZM203 230H204V228H203ZM81 231V230H80ZM95 231V230H94ZM106 231V230H105ZM183 231V230H182ZM184 231H185V229H184ZM196 231V230H195ZM197 231H200V230H197ZM228 231V230H227ZM76 232V231H75ZM85 232H86V230H85ZM92 232V231H91ZM101 232H99V233H101ZM188 232V231H187ZM202 232V231H201ZM205 232H206V230H205ZM79 233V232H78ZM83 233V232H82ZM90 233V232H89ZM97 233V232H96ZM106 233V232H105ZM109 233H110V231H109ZM183 233V232H182ZM181 233V234H182ZM192 233V232H191ZM191 233H189V235L191 234ZM196 233V232H195ZM202 233H204V232H202ZM232 233V232H231ZM84 234V233H83ZM87 234V233H86ZM94 234V233H93ZM107 234H108V232H107ZM156 234V233H155ZM206 234V233H205ZM228 234H229V232H228ZM74 235V234H73ZM97 235V234H96ZM186 235H188L187 233H186ZM194 235V234H193ZM222 235V234H221ZM181 236H184V234L183 235H181ZM195 236H196V234H195ZM194 236V237H195ZM198 236H203L202 234L200 235V233H199V235ZM206 236H207V234H206ZM226 236V235H225ZM72 237V236H71ZM188 237V236H187ZM192 236H190V238H191ZM197 237V236H196ZM196 237L195 238H193V239H196ZM198 238V237H197ZM202 238V237H201ZM217 238V237H216ZM233 236L232 237H226V239L224 238V240L226 241V243L224 244V242H223V240H222V244H224V245H228V248L231 250V248H232V245H233ZM183 239V238H182ZM206 239V238H205ZM208 239V238H207ZM207 239H206V241H207ZM211 239V238H210ZM199 239H197L196 241H198ZM196 241H194V242H196ZM214 241V240H213ZM219 241V240H218ZM217 241V242H218ZM221 241V240H220ZM264 242V241H263ZM188 243V242H187ZM190 243V242H189ZM202 243V242H201ZM201 243H200V245H201ZM208 243V242H207ZM207 243H206V245H207ZM216 243V242H215ZM219 243V242H218ZM195 244V243H194ZM217 244V243H216ZM259 244V243H258ZM264 244V243H263ZM196 245H197V243H196ZM262 245V244H261ZM197 247H198V245H197ZM206 248H207V246H205ZM224 247V246H223ZM227 247V246H226ZM234 247V246H233ZM257 247V246H256ZM255 247V248H256ZM155 248V247H154ZM209 248V247H208ZM254 248V247H253ZM196 249V248H195ZM161 250V249H160ZM183 250V249H182ZM155 251H156V249H155ZM158 251V250H157ZM184 251V250H183ZM187 251V250H186ZM207 251V250H206ZM206 251H204V250H194L193 252H191V254H190V259H189V261L190 262H188V264H197V262H199L200 260L201 261H207V263L209 264V263H211L213 260L215 261V262H218V261H216L217 259H215L216 257H214V256H217V255H213L211 252L209 253V252H206ZM209 251H211V250H209ZM117 252V251H116ZM152 252H154L153 250L151 251V253ZM180 252V251H179ZM223 252H226V251H223ZM222 252V253H223ZM262 252V251H261ZM118 253V252H117ZM156 253V252H155ZM162 253H164V252H162ZM186 253V252H185ZM185 253L183 254V255H185ZM263 253V252H262ZM154 254V253H153ZM182 254V253H181ZM216 254V253H215ZM227 254H228V251H227ZM253 254V253H252ZM106 255V254H105ZM118 255V254H117ZM117 255L115 254L114 256H116V257H114L116 260H117V262H119V261H121V262H123L124 261V257L123 256H121V257H123L122 258V260L120 259L121 257H119L118 259H119V261H118V259H117ZM119 255H120V252H119ZM122 255V254H121ZM187 256H183L184 258H185V264H186V258L188 257V255L189 254H186ZM225 255V254H224ZM112 257V254L111 255H109V257ZM169 256V255H168ZM168 256L166 257V255L164 256L163 254H156V255H152V256H149V252H148V254H144L143 255V257H141L142 258V260H140L139 261V263H141V264H164V263H167V262H165V260H167L168 259ZM175 256V258H171L172 256H170V260H172V259H174V261L175 262H173V263H175V264H181L183 261H184V258H182V255H180V253H179V257L177 258V262H176V255H174ZM181 256V257H180ZM222 256V255H221ZM220 256V257H221ZM245 256V255H244ZM93 257V256H92ZM102 257H104V255L102 256ZM107 257H108V255H107ZM219 257V255L217 256V258ZM219 257V258H220ZM225 257V256H224ZM228 257H230V256H228ZM233 257H234V255H233ZM232 257V258H233ZM96 258H97V256H96ZM140 258V259H141ZM237 258V257H236ZM245 258V257H244ZM248 258V257H247ZM250 258V257H249ZM249 258H248V260H249ZM85 259V258H84ZM95 259V258H94ZM94 259H93V261H94ZM242 259V258H241ZM99 260H101V258L99 259ZM111 261H112V258L110 259ZM136 260V259H135ZM169 260V261H170ZM222 260V259H221ZM93 261H92V263H93ZM105 261V260H104ZM115 261V260H114ZM211 261V262H210ZM213 261V263H215ZM234 261V260H233ZM238 261V260H237ZM95 262L96 263H98V261H97V259L95 260ZM125 262V261H124ZM229 262H231L230 260H229ZM236 262V261H235ZM103 263V262H102ZM107 263V262H106ZM169 263V262H168ZM171 263V262H170ZM212 263V264H213ZM219 263V262H218ZM223 263V262H222ZM86 264H88V263H86ZM202 264V263H201ZM239 264V263H238Z\"/></svg>","mask_w":264,"mask_h":264}]
</instances>
